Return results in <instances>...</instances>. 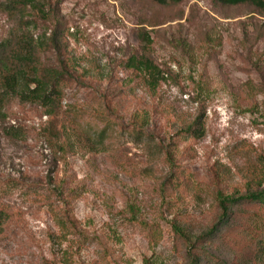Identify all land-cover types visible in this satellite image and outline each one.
I'll use <instances>...</instances> for the list:
<instances>
[{
  "label": "rangeland",
  "instance_id": "1",
  "mask_svg": "<svg viewBox=\"0 0 264 264\" xmlns=\"http://www.w3.org/2000/svg\"><path fill=\"white\" fill-rule=\"evenodd\" d=\"M49 8L33 31L62 33L60 49L41 54L65 71L60 104L48 114L0 96V264H190L174 225L191 240L207 233L215 193L264 170V12L217 0ZM16 26L0 7V42ZM141 53L162 69L155 87L126 65ZM199 117L205 135L182 137ZM258 211L233 206L198 241V264H264L249 222Z\"/></svg>",
  "mask_w": 264,
  "mask_h": 264
},
{
  "label": "trees",
  "instance_id": "2",
  "mask_svg": "<svg viewBox=\"0 0 264 264\" xmlns=\"http://www.w3.org/2000/svg\"><path fill=\"white\" fill-rule=\"evenodd\" d=\"M155 1L161 4L168 2V0ZM217 1L225 5H251L264 12V0ZM47 4L48 0H4L1 3L0 7L17 20V26L8 38L0 42V96L5 98L16 96L22 102L36 103L48 114H52L62 100L65 71L56 66L44 64L41 54L50 47L59 50L62 33L55 29L49 37L46 34L35 37L33 31V27L37 26L36 17L43 20L49 18L50 8L47 9ZM142 38L146 46L151 43L148 33L143 32ZM126 65L143 72L151 87H155L158 78L164 77L160 66L147 53L132 55ZM201 118H197L187 126L182 132L184 133L182 137H203L206 133V125ZM5 130L10 136L19 133L14 126L5 127ZM215 200L220 208V214L213 228L207 233L191 240L190 235L182 227L174 225L175 233L188 248L190 264H198V258L194 253L198 241H211L218 228L225 226L231 219L232 207L245 203L254 204L259 210L249 217V222L253 226L254 257L264 263V170L255 173L244 189L237 188L231 194L218 190L215 193ZM132 208H134L133 205ZM7 218V212L0 209V232ZM145 264H152V262L147 258Z\"/></svg>",
  "mask_w": 264,
  "mask_h": 264
}]
</instances>
